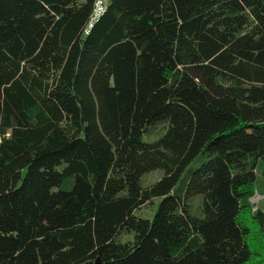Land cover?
<instances>
[{"label":"trees","instance_id":"16d2710c","mask_svg":"<svg viewBox=\"0 0 264 264\" xmlns=\"http://www.w3.org/2000/svg\"><path fill=\"white\" fill-rule=\"evenodd\" d=\"M261 163L264 0H0V264H264Z\"/></svg>","mask_w":264,"mask_h":264},{"label":"rangeland","instance_id":"374dc122","mask_svg":"<svg viewBox=\"0 0 264 264\" xmlns=\"http://www.w3.org/2000/svg\"><path fill=\"white\" fill-rule=\"evenodd\" d=\"M264 169V165L263 163H261L258 167L257 170V177H258V181L260 184L264 183V180L262 179V170ZM250 203L253 205L254 208H258L261 209L262 211H264V191L261 189H257L255 195L253 196V198L250 199ZM249 242L251 244L252 250H257L258 249V244L260 242V237L259 234L253 230V232L251 233V236L249 238ZM261 255L264 254V250L261 249ZM258 252V251H257ZM259 253V252H258Z\"/></svg>","mask_w":264,"mask_h":264}]
</instances>
